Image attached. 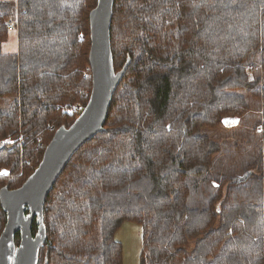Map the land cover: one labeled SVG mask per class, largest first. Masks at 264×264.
<instances>
[{
	"label": "trees",
	"instance_id": "16d2710c",
	"mask_svg": "<svg viewBox=\"0 0 264 264\" xmlns=\"http://www.w3.org/2000/svg\"><path fill=\"white\" fill-rule=\"evenodd\" d=\"M96 2H0V190L19 188L85 108ZM110 43L115 73L129 64L103 131L44 203L38 264H122L123 222L142 229L140 264H264V0H114ZM250 102L255 150L228 165L236 146L203 130L245 124ZM5 221L0 207V234Z\"/></svg>",
	"mask_w": 264,
	"mask_h": 264
},
{
	"label": "water",
	"instance_id": "95a60500",
	"mask_svg": "<svg viewBox=\"0 0 264 264\" xmlns=\"http://www.w3.org/2000/svg\"><path fill=\"white\" fill-rule=\"evenodd\" d=\"M114 0H97L89 13L92 89L89 100L68 127H60L45 147L34 172L15 190H0V207L5 225L0 234V264H38L40 246L45 239L43 206L53 185L73 155L96 134L103 131L115 90L127 69V61L115 73L110 43ZM39 225L32 236V224ZM19 235V244L15 237Z\"/></svg>",
	"mask_w": 264,
	"mask_h": 264
},
{
	"label": "rangeland",
	"instance_id": "374dc122",
	"mask_svg": "<svg viewBox=\"0 0 264 264\" xmlns=\"http://www.w3.org/2000/svg\"><path fill=\"white\" fill-rule=\"evenodd\" d=\"M252 117L245 124H239V120L226 118L223 120L220 129L215 131L203 130L204 134L218 143L225 144L229 149L236 146L235 153L225 160L228 165H233L245 161L254 152L255 141L253 129L259 128V110L261 106L250 102ZM79 110L78 105L71 108V112ZM255 128V129H256ZM229 145V146H228ZM234 149H230L233 151ZM0 176H8L6 171L0 170ZM16 238V237H15ZM113 239L121 245L122 264H140L143 236L139 225L131 222H123L113 235Z\"/></svg>",
	"mask_w": 264,
	"mask_h": 264
},
{
	"label": "crops",
	"instance_id": "0c3cea01",
	"mask_svg": "<svg viewBox=\"0 0 264 264\" xmlns=\"http://www.w3.org/2000/svg\"><path fill=\"white\" fill-rule=\"evenodd\" d=\"M13 1L16 0H0V2ZM17 34L12 28L9 29L8 40L3 44L2 49L5 53H13L17 50Z\"/></svg>",
	"mask_w": 264,
	"mask_h": 264
},
{
	"label": "built area",
	"instance_id": "2783aa9c",
	"mask_svg": "<svg viewBox=\"0 0 264 264\" xmlns=\"http://www.w3.org/2000/svg\"><path fill=\"white\" fill-rule=\"evenodd\" d=\"M10 28V27H9Z\"/></svg>",
	"mask_w": 264,
	"mask_h": 264
}]
</instances>
